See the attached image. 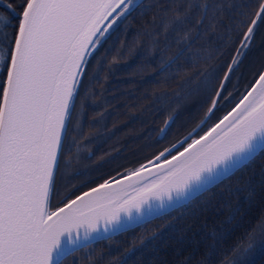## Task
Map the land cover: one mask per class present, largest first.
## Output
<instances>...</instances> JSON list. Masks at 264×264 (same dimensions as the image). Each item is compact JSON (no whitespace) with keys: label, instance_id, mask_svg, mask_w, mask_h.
I'll return each instance as SVG.
<instances>
[{"label":"snow or ice","instance_id":"snow-or-ice-1","mask_svg":"<svg viewBox=\"0 0 264 264\" xmlns=\"http://www.w3.org/2000/svg\"><path fill=\"white\" fill-rule=\"evenodd\" d=\"M138 6L140 0H0V264H65L80 250L78 242L93 233L120 230L122 214L131 218L149 199L161 200L162 206L165 198L171 200L201 173L264 135V62L250 74L242 92L236 87L241 77L233 83L258 26L264 24V0L228 4L239 10L229 15L227 25L221 5L191 0L156 4V35L167 36L181 26L177 46L194 42L205 25L213 32L218 26L227 30L215 58L183 66L171 78L176 88L162 94L174 104L158 130L160 138L180 119L188 101L199 96L184 124L191 125V131L179 146L173 143L155 161L149 159L147 166L119 177L120 184L135 180L143 185L127 183L135 195H128L126 187L113 192V176L57 199L58 182L67 179L61 171L66 150L78 147V137H70V132L77 102L83 109L90 92L85 81L91 79L92 57L107 34ZM182 54L177 47L167 66ZM150 172L158 178L144 183L151 179ZM259 228L264 231V223ZM238 251L234 249V255ZM222 264L233 260L226 254Z\"/></svg>","mask_w":264,"mask_h":264},{"label":"trees","instance_id":"trees-1","mask_svg":"<svg viewBox=\"0 0 264 264\" xmlns=\"http://www.w3.org/2000/svg\"><path fill=\"white\" fill-rule=\"evenodd\" d=\"M191 2L221 5L223 23L227 25L231 23L229 15L239 9L226 6H242L250 0ZM171 3L173 0H142L140 6L111 32L101 48L110 52L105 56L112 60L108 63L118 65L116 61H121L118 66H121L123 77L131 78L137 74L144 81L148 78V67H160L168 61L169 55L175 53L177 47L184 49L179 60L160 73V80L168 81L172 92L176 84L171 78L183 66L196 62L202 64L209 57L215 58L218 55L216 50H222L227 40V30L218 26L213 32L205 25L199 31L198 39L194 42L192 39L182 41L177 46L176 41L182 35L179 32L181 26H177V30L167 36L162 33L157 36L153 26L154 6ZM155 14L163 15L159 10ZM209 15H212L211 10ZM155 23L159 26V21ZM182 27L187 28V25ZM257 31L259 35L264 33V25L260 24ZM148 33L153 35L150 37ZM251 53L256 54L255 51ZM208 62L212 63L214 60ZM238 89L241 92L244 90L243 87ZM199 99V96H193L188 101L186 118L182 123L188 120V110ZM173 104L174 100L171 98L170 107ZM192 115L195 116L196 113L193 112ZM262 223L264 149L247 164L189 203L143 225L89 244L68 256L65 264H222L226 254L232 258L233 264H264V231L259 228ZM237 248L239 251L234 255V249Z\"/></svg>","mask_w":264,"mask_h":264},{"label":"flooded vegetation","instance_id":"flooded-vegetation-1","mask_svg":"<svg viewBox=\"0 0 264 264\" xmlns=\"http://www.w3.org/2000/svg\"><path fill=\"white\" fill-rule=\"evenodd\" d=\"M110 34L92 57L89 69L91 79L85 81L90 92L84 99V108L81 109L80 102H77L70 137H78V147H72L71 152L66 150L65 167L61 171L67 179L59 180L57 199L72 196L81 189L87 190L89 185L102 182V177L111 180L113 176L119 178L129 173L191 131V127H184L185 123H182L187 114L185 105L180 119L165 138H160L158 130L164 127L171 105V98L166 101L162 95L171 93L170 83L160 80V73L168 66L164 69L148 67L146 81L137 74L132 75L133 78L123 77L121 66H118L121 61H116L118 65L108 63L112 60L105 56L110 52L101 48ZM260 35L257 31L255 38ZM251 47L236 77L252 64L256 54L251 53ZM233 83H236V78H233ZM239 84L236 83L238 88ZM81 96L84 97L83 89ZM210 123L208 121L205 125ZM77 170L79 175H76Z\"/></svg>","mask_w":264,"mask_h":264},{"label":"water","instance_id":"water-1","mask_svg":"<svg viewBox=\"0 0 264 264\" xmlns=\"http://www.w3.org/2000/svg\"><path fill=\"white\" fill-rule=\"evenodd\" d=\"M141 2H142V0H140V3ZM114 28L108 34H110L114 30ZM108 34H107V36H108ZM183 50L184 49H182V52H183ZM168 64H169V61L165 64V66H167ZM184 137L181 138L175 144H177V146H179V142L182 141L184 139ZM263 149H264V135H259L253 141L250 142L249 146H247L243 150L234 152L230 157L226 158L223 162L215 165L210 171H205V172L201 173L199 179L191 181V183L188 185V187L182 193H179V194L173 193L171 200H167L165 198L163 200L162 206H161V200L154 199V198L149 199L148 203H146L145 205L142 206L139 213L133 212L131 218L126 217L122 214L121 223L124 226L120 230L111 229L107 233H103V232H101L99 234L93 233L89 236V238L87 240H82V241L78 242V244L75 245V247H80V249H81V248L85 247L84 244H86V246H87V245L92 244L94 242L113 237L115 235H118V234L123 233L125 231H128L130 229H133L135 227L143 225L144 223H146L148 221H151V220H153L159 216H162L164 214H167V213L173 211L174 209L179 208V207L189 203L191 200H193L197 196L201 195L202 193H204L208 189L212 188L213 186H215L216 184H218L219 182H221L222 180H224L225 178H227L228 176L233 174L240 167L247 164L255 156H257ZM155 158L156 157L152 158L151 160L155 161ZM143 165L147 166L148 161L145 162ZM140 166L136 167L135 169L140 168ZM159 172H160V175L164 174L163 169H159ZM149 176L151 177V179L145 180L144 183H150L152 179L158 178L156 176L155 172H150ZM127 183L136 184L135 180L125 181L124 184H120L119 178H117V183L112 185L113 192H116L120 188H125ZM142 186H143L142 184H136V187H142ZM126 193L130 196L135 195L136 194L135 188L126 187ZM121 194H123V193H121ZM82 235H83V233H82Z\"/></svg>","mask_w":264,"mask_h":264},{"label":"rangeland","instance_id":"rangeland-1","mask_svg":"<svg viewBox=\"0 0 264 264\" xmlns=\"http://www.w3.org/2000/svg\"><path fill=\"white\" fill-rule=\"evenodd\" d=\"M252 50L256 52V57L253 63L245 67L237 77H241L239 81V88L246 84V81L251 79V73L260 66L261 62H264V33L260 37H256L252 43ZM252 51V52H253Z\"/></svg>","mask_w":264,"mask_h":264}]
</instances>
